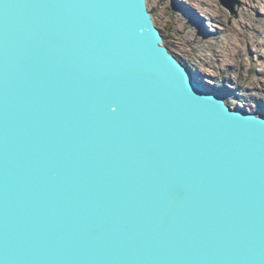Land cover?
Listing matches in <instances>:
<instances>
[{
    "label": "water",
    "instance_id": "95a60500",
    "mask_svg": "<svg viewBox=\"0 0 264 264\" xmlns=\"http://www.w3.org/2000/svg\"><path fill=\"white\" fill-rule=\"evenodd\" d=\"M0 264H264V114L147 0H0Z\"/></svg>",
    "mask_w": 264,
    "mask_h": 264
},
{
    "label": "rangeland",
    "instance_id": "374dc122",
    "mask_svg": "<svg viewBox=\"0 0 264 264\" xmlns=\"http://www.w3.org/2000/svg\"><path fill=\"white\" fill-rule=\"evenodd\" d=\"M147 2L165 43L196 79L226 92L232 106L264 114V0H236L234 11L222 0Z\"/></svg>",
    "mask_w": 264,
    "mask_h": 264
},
{
    "label": "bare ground",
    "instance_id": "6f19581e",
    "mask_svg": "<svg viewBox=\"0 0 264 264\" xmlns=\"http://www.w3.org/2000/svg\"><path fill=\"white\" fill-rule=\"evenodd\" d=\"M207 2V1H206ZM246 9V8H245ZM192 10V8H191ZM193 12L195 13V16L197 17V19L199 18L198 14L196 13V11L193 10Z\"/></svg>",
    "mask_w": 264,
    "mask_h": 264
}]
</instances>
